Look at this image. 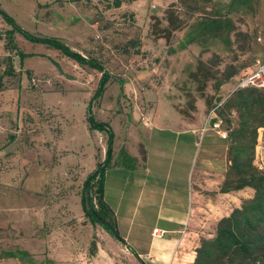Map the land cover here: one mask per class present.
Segmentation results:
<instances>
[{"label":"rangeland","instance_id":"374dc122","mask_svg":"<svg viewBox=\"0 0 264 264\" xmlns=\"http://www.w3.org/2000/svg\"><path fill=\"white\" fill-rule=\"evenodd\" d=\"M120 1L0 0V264H145L81 205L87 175L105 158L108 134L90 128L87 112L103 71L41 38L97 58L109 73L92 107L116 135L107 201L123 197L116 219L135 247L146 245L158 221L128 181L135 165L143 177L148 113L158 108L160 123L177 130L185 122L175 109L202 137L208 129L218 134L217 120L224 129L237 126V112L224 104L264 57V0ZM168 11L179 17L178 29ZM168 134L167 150L177 141Z\"/></svg>","mask_w":264,"mask_h":264},{"label":"crops","instance_id":"0c3cea01","mask_svg":"<svg viewBox=\"0 0 264 264\" xmlns=\"http://www.w3.org/2000/svg\"><path fill=\"white\" fill-rule=\"evenodd\" d=\"M155 110V113H148L150 123L146 121L148 124L142 125L147 139L142 148L143 177L136 174L138 169L135 165L130 170L132 177L128 181L129 185L133 184L140 190L145 205L154 208L158 221L150 231L151 238L141 247H135L138 243L131 241V233L121 235L145 264H194L201 239L212 237L218 221L239 207L244 199L252 197L254 190L245 187L221 192L231 164L228 141L209 129L202 137L200 127L175 109L178 121L185 122V125L177 130L168 129L157 118L158 108ZM168 133L174 134L177 140L169 150L162 146V142L170 137ZM201 140V152L194 169H190L192 152ZM105 146L107 148V144ZM159 172L160 181L156 177ZM105 191L108 199L107 178ZM111 206L118 215L123 207V197L120 203H112ZM154 228L165 233L155 236L152 233Z\"/></svg>","mask_w":264,"mask_h":264},{"label":"trees","instance_id":"16d2710c","mask_svg":"<svg viewBox=\"0 0 264 264\" xmlns=\"http://www.w3.org/2000/svg\"><path fill=\"white\" fill-rule=\"evenodd\" d=\"M196 1L210 2L212 0ZM115 5L120 6L121 1L115 0ZM0 13L6 16L2 9ZM168 14L169 22L175 26V29H178L180 27L179 17L170 11ZM9 39L13 47L18 48L11 35ZM40 40L61 46L69 55L76 57L81 64H88L103 71L100 86L87 112L90 128L105 131L108 134L107 148L105 158L97 163L83 183L81 205L84 214L93 224H99L115 239L125 243L116 213L105 195L107 172L113 165L115 132L109 122L96 118L92 107L93 103L101 98L109 79V73L95 57L75 52L55 38H41ZM19 52L23 57L28 55L22 49H19ZM8 59L6 74L12 75L15 68L10 58ZM220 86V83H216L217 88ZM224 107L237 112L238 123L234 128H227L229 132L228 158L231 164L221 186V192L251 187L254 194L244 199L239 207H235L228 216L218 221L212 237L201 239L200 245L196 248L194 264H264V169L255 163L260 129L264 128V89L258 87L238 89L226 100ZM128 158L133 161L131 156ZM92 245L96 247V242L93 241ZM19 254L20 252L14 251L5 252L6 256H18Z\"/></svg>","mask_w":264,"mask_h":264},{"label":"built area","instance_id":"2783aa9c","mask_svg":"<svg viewBox=\"0 0 264 264\" xmlns=\"http://www.w3.org/2000/svg\"><path fill=\"white\" fill-rule=\"evenodd\" d=\"M247 87H258L264 89V57L258 58L255 62V68L252 72L247 74L244 77H241L234 88V90L247 88ZM222 120H217L214 122V128H216L217 133L222 138H228L229 132L228 129L221 127ZM264 128L260 129V134L258 138V144L256 146V156L255 163L261 168L264 169ZM155 236H162L165 231L154 228L152 231Z\"/></svg>","mask_w":264,"mask_h":264}]
</instances>
